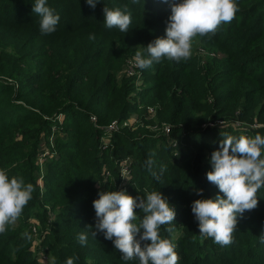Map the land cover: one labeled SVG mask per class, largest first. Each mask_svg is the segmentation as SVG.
I'll use <instances>...</instances> for the list:
<instances>
[{"label": "trees", "instance_id": "1", "mask_svg": "<svg viewBox=\"0 0 264 264\" xmlns=\"http://www.w3.org/2000/svg\"><path fill=\"white\" fill-rule=\"evenodd\" d=\"M181 2L100 0L93 9L86 0H46L60 21L45 35L35 0H0V170L34 187L0 234V264H139L91 234L93 201L121 190L167 199L176 216L160 235L175 244L178 264H264V187L257 207L237 217L229 246L201 242L191 211L197 199L223 196L206 175L223 137L264 136V0H236L231 23L211 39L195 37L187 61L164 58L127 77L136 51L166 36L171 5ZM105 6L130 13L127 33L106 26ZM131 116L139 121L128 124Z\"/></svg>", "mask_w": 264, "mask_h": 264}, {"label": "clouds", "instance_id": "2", "mask_svg": "<svg viewBox=\"0 0 264 264\" xmlns=\"http://www.w3.org/2000/svg\"><path fill=\"white\" fill-rule=\"evenodd\" d=\"M99 2L86 0L93 9ZM238 11L236 0H182L172 4L166 36L154 39L144 47V52L136 51L135 66L147 69L153 62L159 63L164 58L187 61L192 56L195 37L211 39L221 24L231 23ZM32 12L40 18L41 34L56 31L60 16L47 6L46 0H35ZM103 15L108 28L115 27L123 33L129 31L132 23L130 13L105 6ZM89 39H95L94 34ZM210 162L212 170L207 172V180L216 185L223 196L197 199L192 203L191 211L199 222L201 242L204 238H211L220 246H229L234 242L237 217L257 207V192L264 187V136L259 133L254 137L225 136L219 149L212 152ZM152 164L151 159L146 161L149 170ZM160 171L162 174L165 169L161 167ZM153 175L160 179L156 173ZM121 177L127 179L124 175ZM33 192L31 183L26 184L22 177L17 176L9 179L7 173L0 170V234L17 223L33 199ZM202 193L203 189L197 190L198 195ZM93 207L97 220L92 236L103 233L104 238L112 241L122 254L123 260L138 259L139 264H178L175 244L160 235L161 226L172 224L176 216L160 191H152L146 198H133L123 190L102 191L93 201ZM136 209L144 214L142 218L137 216ZM172 230L166 229L169 233ZM27 238L31 239L30 236ZM77 239L83 246L87 243V234L81 233ZM260 240L264 243V233ZM66 264H74L73 258H68Z\"/></svg>", "mask_w": 264, "mask_h": 264}, {"label": "built area", "instance_id": "3", "mask_svg": "<svg viewBox=\"0 0 264 264\" xmlns=\"http://www.w3.org/2000/svg\"><path fill=\"white\" fill-rule=\"evenodd\" d=\"M139 68H137L136 66H135V63H134V60L133 61H131L130 63H129V65H128V67H127V70H126V75H127V77H132V76H135V77H137V78H139V70H138ZM150 112H153V110L152 109H150ZM91 119V121L92 122H95L96 121V119L94 118V117H91L90 118ZM114 124H112V126L111 127H113L114 125H115V127H116V123L115 122H113ZM110 124V125H111ZM109 125V126H110ZM112 129H114V128H112Z\"/></svg>", "mask_w": 264, "mask_h": 264}, {"label": "rangeland", "instance_id": "4", "mask_svg": "<svg viewBox=\"0 0 264 264\" xmlns=\"http://www.w3.org/2000/svg\"><path fill=\"white\" fill-rule=\"evenodd\" d=\"M149 112H150V109H149ZM150 113L152 114V112H150ZM92 117H94V116H92ZM94 118H95V117H94ZM95 119H96V118H95ZM138 121H139V119H136V116H131L130 119H129V121H128V124H130V123H131V124H132V123H137ZM95 122H96V121H95ZM95 122H92V121H91L92 124H94ZM113 122H115V121H113ZM113 122H111V123L114 124ZM111 123H110V124H111ZM115 123H116V122H115ZM112 124H111L108 128H110V129H112V128L116 129V128H117V123H116V127H115V125H114L113 127H111ZM159 130H160V129H159L158 127H154V126L152 127V131H153V132H157V133H158ZM102 142H104V144H105V143H108V140L106 141V140L102 139ZM41 186L43 187V185H41ZM36 228H37V226L33 229V232H34V233L36 232ZM41 259L44 260V259H45L44 256H41Z\"/></svg>", "mask_w": 264, "mask_h": 264}]
</instances>
